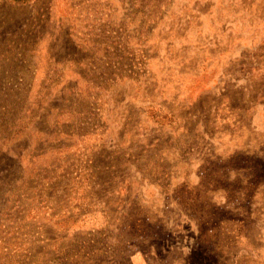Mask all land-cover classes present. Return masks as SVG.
<instances>
[{"label": "rangeland", "instance_id": "1", "mask_svg": "<svg viewBox=\"0 0 264 264\" xmlns=\"http://www.w3.org/2000/svg\"><path fill=\"white\" fill-rule=\"evenodd\" d=\"M0 264H264V0H0Z\"/></svg>", "mask_w": 264, "mask_h": 264}]
</instances>
